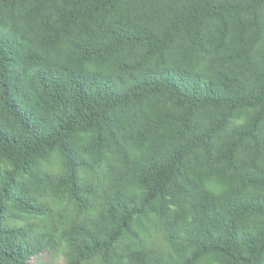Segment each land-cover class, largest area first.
Instances as JSON below:
<instances>
[{
  "label": "trees",
  "instance_id": "obj_1",
  "mask_svg": "<svg viewBox=\"0 0 264 264\" xmlns=\"http://www.w3.org/2000/svg\"><path fill=\"white\" fill-rule=\"evenodd\" d=\"M263 3L0 0V264L43 252L64 264H264V230L228 216L264 211L256 194L224 201L225 188L189 162L210 159L233 112L263 106L264 88L165 61L203 45L221 52L228 39L254 56L258 35L247 42L235 20ZM204 110L225 113L201 124ZM256 182L264 177L244 185Z\"/></svg>",
  "mask_w": 264,
  "mask_h": 264
},
{
  "label": "rangeland",
  "instance_id": "obj_2",
  "mask_svg": "<svg viewBox=\"0 0 264 264\" xmlns=\"http://www.w3.org/2000/svg\"><path fill=\"white\" fill-rule=\"evenodd\" d=\"M201 1L202 0H185L184 7L187 10H192L197 7ZM254 17L258 23L257 27L259 29L252 25ZM254 17L243 16L235 20L237 29L243 28L244 26V28L249 29L247 34H245L247 36L245 38L247 42L249 36L258 35V40L254 45V56H246L245 47L247 44L232 45L230 39H228L229 44L226 47L223 46L221 52L217 50L214 51L209 49L206 45H203L194 53L195 55H190V52H185L181 54V57L176 55L166 57V64L180 70H186L190 74H198L201 76H214L216 73H221L232 79H236V76L241 77L240 75L245 76L246 78H239V83L236 82L233 86H235V89H241L247 93L253 92L258 88H264V3L259 10L255 11ZM212 36L213 38L217 37L215 33H213ZM217 44L220 45V42H217ZM207 49L209 50L208 52ZM150 50H154V47L150 46L149 51ZM155 100L159 105L165 102L163 105H165L166 108L172 106L171 102L165 101L163 96ZM128 107H130L129 109L133 108L131 105ZM123 111V108L117 110L115 117L118 118L123 116ZM133 112H135V110H128L127 114L129 115L123 118H130ZM223 113H225L224 110L218 113L211 110H204L198 114L197 118L202 124L211 118H219ZM260 116H262V120L257 131L253 134V137L239 138L241 134L244 135V133L250 129L255 120ZM50 124L51 123H48L49 127L51 126ZM101 125H103V123H101ZM87 133V136H92L97 132L93 127ZM109 144L110 142L106 145L107 149H110ZM215 145L216 149L212 151L210 159L204 157H197L196 159V155L195 157L191 156L189 158L190 163L196 164V166L193 167L194 170L200 167L203 168L205 173L212 180H215V186L218 190L225 188L223 190L224 201L229 200L230 203L234 204L233 200H246L256 194L253 200H258L261 206H264V186H262L260 182H256L255 185H244L247 183L248 179L253 180V177H264V104L257 109L244 108L235 110L226 129L217 135ZM236 145L237 151L236 153L234 152L235 154L232 156L231 150ZM197 154L202 156L201 151H198ZM45 156L50 160L49 162H55L58 157V152H49ZM198 200L199 199L194 200L195 203L200 202V200ZM164 206L169 211L173 208L172 203L168 200H165ZM228 216H230V219L234 221L236 219L245 225V232L254 231L262 233L264 230V211L255 212L253 214L244 212L241 215H236L230 211ZM30 264H64V262L60 254L43 252L32 256ZM202 264L222 263L216 256H212L206 258Z\"/></svg>",
  "mask_w": 264,
  "mask_h": 264
}]
</instances>
